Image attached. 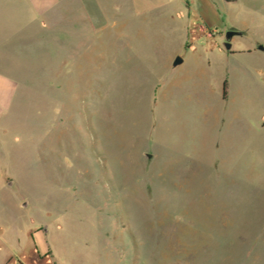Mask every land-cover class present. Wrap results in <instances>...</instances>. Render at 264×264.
<instances>
[{"label": "rangeland", "instance_id": "obj_1", "mask_svg": "<svg viewBox=\"0 0 264 264\" xmlns=\"http://www.w3.org/2000/svg\"><path fill=\"white\" fill-rule=\"evenodd\" d=\"M29 30L0 50V264H264V0H60Z\"/></svg>", "mask_w": 264, "mask_h": 264}, {"label": "crops", "instance_id": "obj_2", "mask_svg": "<svg viewBox=\"0 0 264 264\" xmlns=\"http://www.w3.org/2000/svg\"><path fill=\"white\" fill-rule=\"evenodd\" d=\"M60 0H0V50L15 42L16 36L28 33L30 25L35 19L45 16ZM225 1V0H224ZM202 17H212L216 11L213 6L203 4ZM0 58V130L5 125H19L16 118L19 114V84L12 75L13 71L2 68ZM16 112V116H15ZM14 113V115H13ZM1 179V177H0ZM1 182V181H0ZM2 186H0V193ZM0 205H2L0 203ZM0 207V257L3 255L4 245L8 246L6 236L2 234L3 219ZM34 241V246H35ZM6 264L13 260L12 256L4 259ZM5 262L1 264H5Z\"/></svg>", "mask_w": 264, "mask_h": 264}, {"label": "water", "instance_id": "obj_3", "mask_svg": "<svg viewBox=\"0 0 264 264\" xmlns=\"http://www.w3.org/2000/svg\"><path fill=\"white\" fill-rule=\"evenodd\" d=\"M234 36V32L229 31L227 33V40L224 43V47L227 51H231L232 49V44H231V39ZM261 50H263V47H260ZM181 64H183V59L181 57H176V59L173 62V66L177 67L180 66Z\"/></svg>", "mask_w": 264, "mask_h": 264}, {"label": "trees", "instance_id": "obj_4", "mask_svg": "<svg viewBox=\"0 0 264 264\" xmlns=\"http://www.w3.org/2000/svg\"><path fill=\"white\" fill-rule=\"evenodd\" d=\"M234 1H237V0H225V2H234ZM226 88H227V82L225 81L224 82V93H223V95H224V98L226 97V95H227V92H226Z\"/></svg>", "mask_w": 264, "mask_h": 264}]
</instances>
